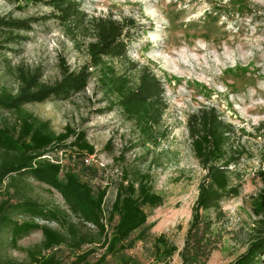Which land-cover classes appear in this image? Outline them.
I'll return each instance as SVG.
<instances>
[{"label": "rangeland", "instance_id": "374dc122", "mask_svg": "<svg viewBox=\"0 0 264 264\" xmlns=\"http://www.w3.org/2000/svg\"><path fill=\"white\" fill-rule=\"evenodd\" d=\"M48 1L0 0V15L34 18L29 30L12 31L21 37L14 43L5 42L10 31L0 29V90L17 91V67L36 70L41 82L53 84L61 78L62 66L76 72L89 64L87 44L92 35L84 20L105 16L125 25L126 56L106 60L115 73L127 77L133 86L139 69L146 65L164 89L166 109L151 142H145L137 126L122 113L116 95L104 89L103 70L97 67L88 68L91 76L86 88L68 99L50 98L24 106L49 120L56 132L65 125L85 131L95 148L90 163L73 154L70 160L67 152L55 155L95 189L106 185L104 209L114 199L121 170L151 174L163 203L146 208L147 225H153L145 239L112 256L111 262L119 264L125 256L130 257V264L153 262V240L162 233L181 248L205 173L190 148L187 118L200 107L212 106L232 123L245 149L231 166L232 181L240 185V193L222 202L224 216L216 223L222 240L206 262L230 264L246 248L255 196L261 187L257 170L264 158V0H74L85 14L80 23L59 18ZM107 141L109 147H105ZM82 165L94 172L84 174ZM25 193L47 207H65L55 190L31 178L26 179ZM41 239V232L34 231L14 249L2 233L0 255L27 263L26 249ZM58 253L64 259L68 256L64 246ZM169 264H181L177 251Z\"/></svg>", "mask_w": 264, "mask_h": 264}, {"label": "trees", "instance_id": "16d2710c", "mask_svg": "<svg viewBox=\"0 0 264 264\" xmlns=\"http://www.w3.org/2000/svg\"><path fill=\"white\" fill-rule=\"evenodd\" d=\"M48 4L63 20H84L85 14L74 0H49ZM33 21L0 15V29L10 31L5 42H17L21 37L12 31L29 30ZM84 22L92 35L87 44L89 64L76 72L62 66V76L53 84L41 82L36 70L17 67V91L0 90V235L6 233L14 249L30 233L40 231L42 235L39 243L26 249L27 263L0 255V264H114L112 256L145 239L153 225H147L146 208L163 203L149 172L123 169L114 199L104 209L106 185L95 189L56 157L59 152H67L68 159L73 160V154L83 162L84 156L94 154L85 131L65 125L56 132L49 120L24 107L50 98L68 99L86 88L91 76L88 68L97 67L103 70L100 78L104 89L116 95L117 105L145 142L152 141L166 109L161 80L145 65L139 69L137 83L131 86L127 77L117 75L106 61L126 56L123 21L105 16ZM187 130L191 151L205 173L197 187L181 248L159 234L153 240V262L148 264H169L176 251L181 264H206L222 240L223 234L216 227L224 216L222 202L240 193V185L232 181L231 166L237 164L245 149L238 143L232 123L214 107L203 106L189 114ZM110 143L107 141L105 147ZM82 166L84 174L94 172L90 166ZM257 177L261 187L255 196L257 205L252 209L246 248L230 264H264V158ZM28 178L55 190L65 207H47L28 196ZM62 246L68 250L65 259L58 253ZM98 249L103 251L97 253ZM130 263V257L125 256L119 264Z\"/></svg>", "mask_w": 264, "mask_h": 264}, {"label": "built area", "instance_id": "2783aa9c", "mask_svg": "<svg viewBox=\"0 0 264 264\" xmlns=\"http://www.w3.org/2000/svg\"><path fill=\"white\" fill-rule=\"evenodd\" d=\"M94 154H95V153H94ZM94 154L84 156L83 161H84L85 163H90V162H91V159H92L91 156H93Z\"/></svg>", "mask_w": 264, "mask_h": 264}]
</instances>
